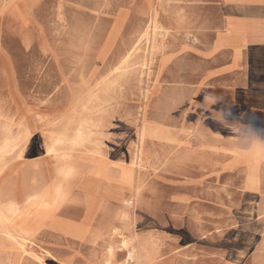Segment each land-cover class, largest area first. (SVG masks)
<instances>
[{"label":"rangeland","instance_id":"374dc122","mask_svg":"<svg viewBox=\"0 0 264 264\" xmlns=\"http://www.w3.org/2000/svg\"><path fill=\"white\" fill-rule=\"evenodd\" d=\"M60 1L67 7L0 0V123H23L35 138L1 173L0 194L20 200L60 186L65 198L26 245L42 261L0 228V264H124L123 239L136 253L128 264H225L229 254L264 264V189L197 169L196 79L185 73L195 60L177 56L180 34L160 23L173 1ZM152 19L158 29L146 39ZM65 130L85 139L58 146L56 161L44 146ZM52 220L82 235L66 237Z\"/></svg>","mask_w":264,"mask_h":264},{"label":"crops","instance_id":"0c3cea01","mask_svg":"<svg viewBox=\"0 0 264 264\" xmlns=\"http://www.w3.org/2000/svg\"><path fill=\"white\" fill-rule=\"evenodd\" d=\"M172 1L162 7L166 15L160 16V23L170 33L180 34L177 56L195 60L185 73L196 79V133L201 141L197 169L208 180L235 174L245 188L254 177L260 193L264 189V0ZM17 4L67 7L60 0H18ZM153 6L159 7L157 0Z\"/></svg>","mask_w":264,"mask_h":264},{"label":"bare ground","instance_id":"6f19581e","mask_svg":"<svg viewBox=\"0 0 264 264\" xmlns=\"http://www.w3.org/2000/svg\"><path fill=\"white\" fill-rule=\"evenodd\" d=\"M157 29L158 26L155 23V21H153L152 19L150 24V33L149 34L147 32L144 33L143 37L147 39V37L155 33V30ZM131 57H132V52L127 53L120 60L119 67H117L116 70L119 71L124 67H126V64L129 62ZM120 89L121 88H119V90ZM89 91L91 92V90ZM145 133L146 131L142 135H144ZM155 135L160 137L162 136L161 134L158 135L155 134ZM48 139L50 143L44 146L45 153L51 158H54L56 161H62L64 160V157L59 156L57 154L58 151L57 147L64 144L65 142L69 143L71 146H82L83 141L85 139V133L78 130L70 135L69 131L65 130L64 132L61 133L50 134ZM34 141H35L34 134L23 123L17 126L16 131L13 130L11 125L6 123L4 124L0 123V175L11 162L24 159L25 156L28 154L30 147L34 143ZM253 153L254 156L257 157L259 153L258 148H256L255 152ZM57 174L60 178L65 179L69 177L70 169L68 167L61 168L57 172ZM256 183L257 182L255 178L250 177L248 179L246 189L249 192L253 191L254 185ZM8 197L9 196L7 195L0 194V228L4 230L3 233H5V235H7L10 239H12L13 241L19 244L25 255L31 256L35 260L41 262L42 259L40 257L36 256L30 251H27V246H28L27 244L28 243L32 244V242L29 241L30 240L29 238H31L36 232V230L42 226L41 222H43L48 218H52L54 213L63 204L65 198L60 186L52 188L48 191L46 190L43 191L40 188L29 190L26 193V195L20 200H12L9 199ZM5 199H9V200H5ZM127 204L130 205V202L127 201ZM51 229L66 237H70L74 239H77L82 235V228L75 223H66L55 220L51 225ZM121 245L126 254V259L124 264L134 262L137 258H136L135 250L131 246V244L127 242V240L123 239ZM109 255L110 257H113L114 255V250L112 248L109 249ZM237 261L238 259L236 254L233 255L229 254L225 260V264H237ZM107 264H111V263L107 261Z\"/></svg>","mask_w":264,"mask_h":264}]
</instances>
